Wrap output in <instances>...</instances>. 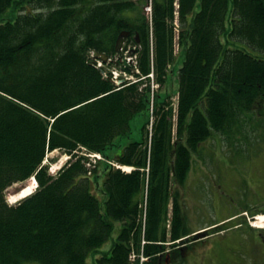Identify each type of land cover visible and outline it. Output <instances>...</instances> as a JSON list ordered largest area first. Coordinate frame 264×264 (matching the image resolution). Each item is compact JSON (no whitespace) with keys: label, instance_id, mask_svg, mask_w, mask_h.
Listing matches in <instances>:
<instances>
[{"label":"trees","instance_id":"obj_1","mask_svg":"<svg viewBox=\"0 0 264 264\" xmlns=\"http://www.w3.org/2000/svg\"><path fill=\"white\" fill-rule=\"evenodd\" d=\"M88 1L0 0V15L11 12L0 24V264H160L171 203L172 241L190 234L176 189L194 155L213 136L247 149L249 130L264 129L263 111L254 121L264 106V0H154L153 41L142 0ZM124 31L139 40L143 75L153 70L163 87L150 139L149 88L117 90L89 60L115 55ZM54 151L72 156L56 177ZM85 152L103 160L90 169ZM32 177L38 190L9 205L7 191Z\"/></svg>","mask_w":264,"mask_h":264},{"label":"rangeland","instance_id":"obj_2","mask_svg":"<svg viewBox=\"0 0 264 264\" xmlns=\"http://www.w3.org/2000/svg\"><path fill=\"white\" fill-rule=\"evenodd\" d=\"M91 3L92 0L87 3L89 8ZM137 6L138 12L146 16L145 0L137 2ZM10 13L9 11L0 15V24L10 20ZM247 49L253 54H258L252 48L247 47ZM179 50L180 46L176 40L175 51L180 59ZM179 63L181 66L182 59ZM165 88L172 95L170 102L177 114V78L172 77ZM262 111L264 112V106L260 107L255 123L262 119L263 113L260 114ZM143 121L144 119L139 117L134 120L133 125L139 127ZM260 126L257 131L250 129L247 133L253 143L247 149L235 151L234 148L227 147V142H222L221 137L214 136L203 144L200 155H194L193 168L186 186H178L176 190L180 194L179 203L186 221V230L191 234L209 232L210 236L204 240L205 244H201L203 241H200L192 248L180 251V261L171 260L169 264H201L199 257L196 260V255L204 250L206 255H209L206 250L212 252L211 257L203 261L204 264H229V255H232L234 250H239L238 247H230L229 252V235L235 233L237 228L242 226L243 221L245 226L247 222L249 224L255 222L249 211L264 209V129ZM259 133L261 134L258 135ZM49 159H55L52 170L57 171L56 167L60 168L61 164H64L66 156L64 153L54 152L49 155ZM30 184L32 181L10 188L7 193L9 203H12L11 199L18 191ZM172 207L171 204V217ZM246 214L248 216L242 219V216ZM258 216H264V213ZM115 239L116 234L102 247L101 251H110ZM163 257L164 261L161 264H166V257ZM92 258L93 256L89 260L91 264Z\"/></svg>","mask_w":264,"mask_h":264},{"label":"flooded vegetation","instance_id":"obj_3","mask_svg":"<svg viewBox=\"0 0 264 264\" xmlns=\"http://www.w3.org/2000/svg\"><path fill=\"white\" fill-rule=\"evenodd\" d=\"M258 212L264 213V210H258ZM254 217L255 215H252V218ZM203 239H196L194 242L203 241ZM188 244L189 242L182 243L177 248L187 249ZM230 247H238L239 250L236 249L237 251L234 250L232 255H229V264H264V230H255L242 224L235 233L229 235V252ZM204 251H200L196 255V260L199 257L201 264H204L203 261L208 260L212 253L211 250H206L209 253L206 255Z\"/></svg>","mask_w":264,"mask_h":264},{"label":"bare ground","instance_id":"obj_4","mask_svg":"<svg viewBox=\"0 0 264 264\" xmlns=\"http://www.w3.org/2000/svg\"><path fill=\"white\" fill-rule=\"evenodd\" d=\"M99 54H104L105 55V53H99ZM58 168H59V166L56 167V170ZM35 189H36L35 182L32 181V184L26 186L19 193L15 194V196L12 197V199H11L12 203H15V202H17V201H19L21 199H26V198L30 197L35 192ZM254 226L255 227H261V228L264 227V217L258 218L257 222L255 221Z\"/></svg>","mask_w":264,"mask_h":264},{"label":"water","instance_id":"obj_5","mask_svg":"<svg viewBox=\"0 0 264 264\" xmlns=\"http://www.w3.org/2000/svg\"><path fill=\"white\" fill-rule=\"evenodd\" d=\"M129 36V32H122L118 42H117V47L116 50L119 51L122 48V45L125 43L126 38ZM98 57H101L102 59L106 60L107 56L104 54H99Z\"/></svg>","mask_w":264,"mask_h":264}]
</instances>
